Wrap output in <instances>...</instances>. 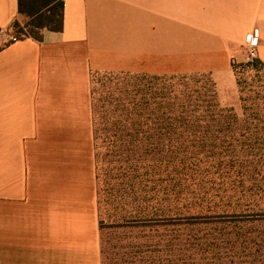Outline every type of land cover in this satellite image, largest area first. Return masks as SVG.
I'll return each mask as SVG.
<instances>
[{"label": "crops", "instance_id": "obj_1", "mask_svg": "<svg viewBox=\"0 0 264 264\" xmlns=\"http://www.w3.org/2000/svg\"><path fill=\"white\" fill-rule=\"evenodd\" d=\"M64 2L63 32L0 50V264H102L95 74L217 80L264 31V0ZM22 19L0 0V30Z\"/></svg>", "mask_w": 264, "mask_h": 264}, {"label": "rangeland", "instance_id": "obj_2", "mask_svg": "<svg viewBox=\"0 0 264 264\" xmlns=\"http://www.w3.org/2000/svg\"><path fill=\"white\" fill-rule=\"evenodd\" d=\"M253 6L250 1V10ZM257 29L264 32L262 18L250 33ZM262 37L259 57L251 63L264 66ZM13 38L21 37L5 30L0 47ZM245 39L231 60L232 69L235 65L240 71V88L234 69L217 80L210 73L94 75L96 129L117 126L115 112L122 109L126 91H137L139 108L148 111L153 94L163 98L187 81L199 89L214 83L221 116L227 111L239 121H251L245 106L254 109L249 105L254 100L262 110L259 123L203 125L210 127L207 139L199 133L163 139L161 131L148 137L151 129L139 154L130 138L116 143L112 131V145L96 140L102 264H264V67H246ZM105 111L107 120L102 119Z\"/></svg>", "mask_w": 264, "mask_h": 264}, {"label": "trees", "instance_id": "obj_3", "mask_svg": "<svg viewBox=\"0 0 264 264\" xmlns=\"http://www.w3.org/2000/svg\"><path fill=\"white\" fill-rule=\"evenodd\" d=\"M19 13L24 17L25 23L21 24L15 22L13 30L17 35L23 39H33L36 41H43L44 31L51 32H63L65 23V2L64 0H19ZM8 46V45H7ZM2 48H0L1 50ZM246 67L258 68L264 67L263 64L256 61L255 63H248ZM239 88L242 85V78L240 77V71L237 66L233 67ZM136 92V93H135ZM137 91L125 92L122 97L123 100L120 102L121 110H116L115 115H119L116 120V127L109 128L103 127L101 129L95 128V134L101 133V136L95 135L96 140H102L103 144H113L110 131H112L113 139H118L116 143L123 144L127 141V138L131 139V142L136 145L137 154L140 152V144H143V140L148 137H153L154 131L162 132L159 134L164 139L167 134L174 136H193L194 134L203 135V139H207L209 133L206 131L209 128H204L203 125L214 123V122H226L229 125L241 123L245 126L247 122H257V117L261 116L262 110L260 109L259 100L249 101L251 107L254 109H246V118L250 115V120L239 121L237 117L232 115L230 112L228 116H221L219 110V104L217 101V91L213 82H208L203 88L193 87L187 82L179 83L171 90L168 89L164 97L158 95L154 97V94L149 98L153 101L150 110H141L140 101L137 97ZM94 95V93H93ZM132 102L131 107L122 102ZM139 102V103H138ZM137 103V104H136ZM95 106V105H94ZM148 106L150 104L148 103ZM128 107V108H127ZM109 112H102V119H108ZM109 119H112L109 118ZM115 121V120H114ZM239 121V122H238ZM152 125V127H150ZM150 127V128H148ZM146 129H148L146 131ZM151 133L146 135V132ZM205 129L206 132H199ZM120 133V137L118 136ZM152 134V135H151ZM138 145V146H137ZM201 200V198H197ZM205 200V198H202Z\"/></svg>", "mask_w": 264, "mask_h": 264}, {"label": "built area", "instance_id": "obj_4", "mask_svg": "<svg viewBox=\"0 0 264 264\" xmlns=\"http://www.w3.org/2000/svg\"><path fill=\"white\" fill-rule=\"evenodd\" d=\"M3 32H4L3 30H0V42H1V34ZM13 40H14L13 42L4 44L0 48H4L7 45H10V44H12L14 42L19 41L20 39L13 38ZM245 41H246V46L248 47V52H247L248 61L252 62V61L258 59V57H259V55H258V48L260 46V34L258 33V30L255 31V32H253V33H249L246 36Z\"/></svg>", "mask_w": 264, "mask_h": 264}]
</instances>
